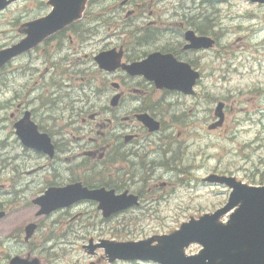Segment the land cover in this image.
Masks as SVG:
<instances>
[{
  "label": "rangeland",
  "instance_id": "obj_1",
  "mask_svg": "<svg viewBox=\"0 0 264 264\" xmlns=\"http://www.w3.org/2000/svg\"><path fill=\"white\" fill-rule=\"evenodd\" d=\"M47 1L21 0L0 13V49L25 38L21 32L23 26L46 13ZM153 1L151 11L156 12V20L161 24L171 23V3L174 0ZM210 1L203 13L208 19L209 35L214 46L207 57L202 55L197 63L202 79L195 88V95L179 92L156 95L163 109L167 110L166 120L171 118L177 122V131L181 134V147L175 157L176 170H160L161 181L170 187L162 191L159 205L147 208L146 214L138 213L109 223H101L99 218H94L89 207L83 208L87 209L86 215L74 224L59 222L65 220L62 217L54 219L57 224L48 222L44 228L46 231L62 230L74 234H64L67 238H60L56 234L48 238L46 247L53 255L48 264H111L104 249L108 243L170 234L190 218L213 213L227 203L230 190L222 185L205 183L204 179L212 174L233 177L249 186L264 185V4L250 0ZM147 7L146 3L141 11ZM148 11L146 9L145 19ZM125 12L126 9L116 12L110 29L107 26L97 28L93 46H82L81 60L55 61V67L51 68V61H43L37 52H33L19 57L11 66L15 75L8 79V74L3 73V82L8 87L18 86L19 95L15 98L33 92L28 102L32 106L38 104L37 97L42 98V94H45V100L42 99L45 102L42 108L44 114L52 109L48 95L57 92L56 89L60 87L58 102L63 97L66 102L100 101L104 98L99 95L101 90L110 88V85L97 68L94 57L107 47L119 45V37L115 35L135 20L126 19ZM86 54L93 55V69L84 57ZM37 70L41 77L35 74ZM78 77L84 78L85 82L77 83L75 79ZM93 87L97 88V94L93 95V90L87 89ZM118 100L115 99L114 104ZM0 102H4L3 93ZM220 104L224 118L221 126H216L214 124L220 119L216 110ZM5 127L4 123L0 125V209L6 210L7 216L0 220V235L6 238V234L11 232L24 234L25 226L39 220L36 217L39 207L32 204L33 195L38 194L39 189L36 188L37 183L34 187L26 183V171L31 163L20 146L15 145L14 138H9V126ZM55 139L59 142L65 140L62 145V149L66 147L65 150H75L79 145L73 143L75 138ZM70 142L73 144L70 145ZM41 164L42 161H39L34 167ZM104 174H112L111 179H123L121 186L125 185V178L128 179L126 174L117 171L104 170ZM18 185L24 187L19 203L15 201L18 195L15 188ZM227 219L228 216H224L221 222L225 223ZM89 223L96 226L94 231H90L92 225ZM5 238H2V243ZM19 246L14 250L2 247V255L9 252L13 255L22 248ZM89 246H93V251L88 249ZM199 250L198 245H192L185 253L195 255Z\"/></svg>",
  "mask_w": 264,
  "mask_h": 264
},
{
  "label": "flooded vegetation",
  "instance_id": "obj_2",
  "mask_svg": "<svg viewBox=\"0 0 264 264\" xmlns=\"http://www.w3.org/2000/svg\"><path fill=\"white\" fill-rule=\"evenodd\" d=\"M210 2V0H174L171 3L173 10L171 23L161 24L156 20V12L151 11L153 0L148 2L89 0L79 21L48 36L32 50L0 66L2 90L0 95L4 94V102H0V125L4 123L6 127L9 126V138H14L15 145L20 146L23 155L31 163L26 171V183L30 187H34L37 183L36 188L39 189L38 194L33 195L32 201L48 189L75 184H80L88 190L104 188L106 191L113 190L117 195L127 193L128 196L137 198V205L109 217L103 216L99 202L81 200L69 207L58 209L48 216L38 217L39 220L35 223L36 229L28 240L25 239V228L24 234L11 232L6 234V238L0 235V264H16L15 260H18L17 264H48L53 258L46 247L48 238L54 237L55 234L60 238H67L64 234L69 233L70 236L74 234L62 230L46 231L45 225L48 222V224L56 223L54 219L59 217L65 219L60 220L61 223L74 224L86 215L87 209L83 210L84 207L92 209L90 214L94 218H99L101 223H109L130 218L138 213L146 214L147 208L159 205L162 191L170 187L166 182L161 181L160 170L165 172L176 170L175 157L178 148L181 147L179 144L181 134L177 131V122L171 118L166 120L167 110L163 109L156 95L171 94L174 91L158 89L146 80L144 74L131 75L123 67L144 62L153 54L169 56L177 63L189 65L192 71L199 74L195 85L197 88L202 79L201 69L197 63L202 55L207 57L210 49H194L187 36L192 33V37L198 39L210 38L208 19L203 13ZM146 3L148 5L146 9L149 11L145 19L146 9L141 10ZM123 9H126V19L135 20L115 35L119 37V45L107 47L97 52L94 57L97 68L110 85V88L104 87L101 90L99 95L104 98L100 101L66 102V98L63 97L61 102H58V95L62 89L60 87L56 89L57 92L48 95L47 100L52 101V109L44 114L42 108L45 102L42 99L45 94H42V98L37 97L38 104L32 106L28 102L32 99L33 92L27 93L25 97L21 96L22 98H15L19 95L18 86L8 87L7 83L3 82L2 74L7 73L8 79L11 75H15L14 69H11L12 64L19 57L33 52H37L43 61H51L50 63L53 64L51 68L55 67V61L81 60L82 46L92 47L97 28L107 26L110 29L112 21L117 16L116 12ZM49 12L48 5L43 16H47ZM110 12L112 15H109ZM21 32L24 34L23 28ZM4 48L6 47L1 49ZM105 53H111L112 59L116 62H113L112 67L117 65L115 69L105 70L98 65L96 58ZM84 57L91 63L93 69V55L86 54ZM35 74L41 75L39 70ZM114 78L116 81H113ZM75 80L77 83L85 82L82 77ZM87 89L93 90V95L97 94L96 87ZM115 99H119L117 104L113 102ZM23 125L29 128L25 129ZM33 127L38 135L50 138L54 148L53 157L34 151L21 143L19 133H24L27 138H34ZM55 138H75L73 143L79 145L75 150H65V146L62 149L65 140L59 142ZM73 143L70 142V145ZM68 148L70 149V146ZM63 156L66 158L61 160ZM39 161H42V164L34 167ZM104 170L126 174L128 179L125 178V185L121 186L123 179H111L112 174L105 175ZM23 189L22 185L15 188V193L18 194L15 201L18 203L22 200ZM5 212L7 216V211ZM89 224L92 225L90 231H94L96 226ZM2 238L6 239L3 243ZM5 246L9 250H14L17 246L22 248L13 255L9 252L3 256L2 247ZM110 263L144 264L121 260Z\"/></svg>",
  "mask_w": 264,
  "mask_h": 264
},
{
  "label": "water",
  "instance_id": "obj_3",
  "mask_svg": "<svg viewBox=\"0 0 264 264\" xmlns=\"http://www.w3.org/2000/svg\"><path fill=\"white\" fill-rule=\"evenodd\" d=\"M19 0H0V12L10 4ZM88 0H49L50 12L43 18L25 24L26 37L20 42L0 51V66L11 59L24 54L41 43L49 35L64 29L82 17ZM264 4V0H250ZM187 38L196 48L212 47L213 41L206 38ZM192 46V47H193ZM98 65L105 70H113L111 53L99 55ZM131 75L144 74L158 89L178 91L192 95L193 87L199 74L192 71L189 65L177 63L169 56L153 54L144 62L123 67ZM220 118L214 125L223 123L222 105L216 110ZM25 129L29 128L23 125ZM19 128V126H18ZM158 127L155 128L157 130ZM34 138H27L19 133V140L28 148L54 156V148L50 138L36 133ZM209 184L224 185L231 192L227 203L211 214H203L198 218H190L178 229L168 235H161L139 242L108 243L104 247L109 261H141L156 264H264V185L249 186L233 177L212 174L204 179ZM81 200L99 202V209L104 217L137 205V198L127 193L116 195L113 190L104 188L88 190L80 184L63 188L48 189L42 196L33 200L39 207L36 217L47 216L52 212L69 207ZM0 211V220L5 217ZM228 216L225 223L221 218ZM36 229L35 224L25 227L28 240ZM191 245L201 247L195 255L187 256L185 251ZM92 251L93 247H89ZM18 260H15L17 264ZM35 264V263H34Z\"/></svg>",
  "mask_w": 264,
  "mask_h": 264
}]
</instances>
